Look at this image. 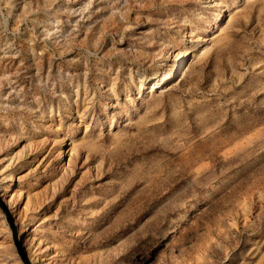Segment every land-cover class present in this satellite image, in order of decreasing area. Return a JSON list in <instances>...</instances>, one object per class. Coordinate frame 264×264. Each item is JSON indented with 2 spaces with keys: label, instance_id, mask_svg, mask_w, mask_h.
I'll return each instance as SVG.
<instances>
[{
  "label": "rangeland",
  "instance_id": "374dc122",
  "mask_svg": "<svg viewBox=\"0 0 264 264\" xmlns=\"http://www.w3.org/2000/svg\"><path fill=\"white\" fill-rule=\"evenodd\" d=\"M0 264H264V0H0Z\"/></svg>",
  "mask_w": 264,
  "mask_h": 264
},
{
  "label": "bare ground",
  "instance_id": "6f19581e",
  "mask_svg": "<svg viewBox=\"0 0 264 264\" xmlns=\"http://www.w3.org/2000/svg\"><path fill=\"white\" fill-rule=\"evenodd\" d=\"M220 18V17H219ZM221 18H222V16H221ZM220 18V19H221ZM218 22V21H217ZM214 27V26H213ZM200 53V52H199ZM200 58V54L198 55V56H193V59H199ZM175 71H173V69H170V71H169V68H165V69H163V73H162V76H163V78H161V80H164V79H166V78H174V76H176V74H177V72H178V70H179V67H180V64H179V62L176 60L175 61ZM172 68V67H171ZM157 80L158 79H155L153 82H151L149 85H153L154 87H155V85H158L157 84ZM160 81V79L158 80V82ZM140 85V84H139ZM152 89H153V87L151 88V86H150V89H149V92L148 93H150V92H152ZM71 150V147H69V150L68 151H70Z\"/></svg>",
  "mask_w": 264,
  "mask_h": 264
},
{
  "label": "water",
  "instance_id": "95a60500",
  "mask_svg": "<svg viewBox=\"0 0 264 264\" xmlns=\"http://www.w3.org/2000/svg\"><path fill=\"white\" fill-rule=\"evenodd\" d=\"M10 227H11L12 232H13L14 241H15V243H16V245H17V241H16V232H15V228H14L12 222H10ZM20 254L22 255V257H24L23 254H22L21 252H20ZM24 260H25V258H24ZM26 262H27V261H26Z\"/></svg>",
  "mask_w": 264,
  "mask_h": 264
}]
</instances>
